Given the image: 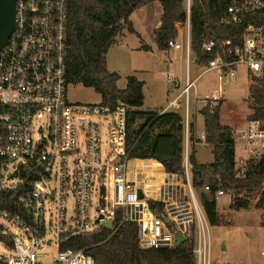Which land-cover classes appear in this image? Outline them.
Segmentation results:
<instances>
[{"label": "built area", "instance_id": "1", "mask_svg": "<svg viewBox=\"0 0 264 264\" xmlns=\"http://www.w3.org/2000/svg\"><path fill=\"white\" fill-rule=\"evenodd\" d=\"M226 1L222 22L245 24L241 40L207 42L204 50L212 58L205 72L231 80L241 68L261 76L264 0ZM67 19L68 0H16V28L0 51V241L8 250L0 254V264H42L38 253L52 246L58 253L46 264H97L84 250L61 247L70 237L100 232L109 221L112 234L124 223L137 224L143 249L173 247L179 234L191 241L195 264H216L210 223L192 185L189 162L190 98L199 79H192L189 70L190 21L184 86L168 75L170 87L181 91L161 112L180 110L184 97V171L167 174L159 185L152 171L129 168L126 104L69 101ZM169 48L183 45L174 40ZM210 101L219 105L221 92ZM231 137L235 146L242 145L244 155L236 157L234 169L237 178L245 179L248 162L264 157V121L247 119ZM201 192L216 202L226 195L220 184L214 190L206 183ZM151 201L163 204L162 216ZM259 207L264 218V201Z\"/></svg>", "mask_w": 264, "mask_h": 264}, {"label": "trees", "instance_id": "2", "mask_svg": "<svg viewBox=\"0 0 264 264\" xmlns=\"http://www.w3.org/2000/svg\"><path fill=\"white\" fill-rule=\"evenodd\" d=\"M157 2L162 7L161 25L155 30V42L159 50L169 49V42L177 40V25L191 26V50L199 62L207 64L212 55L204 45L213 40H232L239 43L244 25H225L228 2L226 0H68L67 79L68 84H81L93 88L101 96L102 103L115 107L118 103L129 108V136L131 160H156L167 174L182 175L184 171V119L179 113L142 110L144 82L136 76L127 77V87L118 88L120 75L108 69L107 55L125 30L137 34L131 15L148 3ZM247 19H250L247 16ZM149 51L150 47L144 46ZM249 108L253 111L247 119L264 121V73L251 75ZM221 104L213 106L207 101L201 110L205 121V142L211 147L214 162L200 164L196 149L189 156L192 185L201 189L206 183L214 190L220 184L225 193L235 194L232 208L246 209L250 200L261 194L264 201V157L248 162V176L237 178L234 169L236 151L233 140L227 141L231 128L222 126ZM195 126L190 125L191 141ZM220 180V181H219ZM203 208L211 226L217 224V202L211 196L201 194ZM150 207L160 216L163 204L151 201ZM264 226V222H262ZM172 228V226H169ZM12 245L11 242H8ZM62 249L84 250L95 257L97 264H195L193 245L190 240L173 247L140 246L139 227L124 223L116 234L103 228L96 234H82L68 238Z\"/></svg>", "mask_w": 264, "mask_h": 264}, {"label": "rangeland", "instance_id": "3", "mask_svg": "<svg viewBox=\"0 0 264 264\" xmlns=\"http://www.w3.org/2000/svg\"><path fill=\"white\" fill-rule=\"evenodd\" d=\"M160 8V10L158 9ZM188 7V1H187ZM162 8L159 3L154 2L136 12L133 16L135 24L139 30L143 32L146 39L152 40L151 28L160 23ZM186 27L182 28V34L178 32L177 39L184 42L186 36ZM130 40V44L137 41ZM186 39V38H185ZM118 48L113 47L109 51L110 63L119 60L117 56ZM169 63V56L167 54L156 53L155 55H140L133 54L129 59L131 74L140 72L142 78H146L151 82V88L156 87L159 93H165V90H172L168 83L167 66ZM113 64V62H112ZM145 70V71H143ZM144 72V73H143ZM239 76L231 79L229 82L225 81L228 102H225L222 110V117L224 121L232 124L233 127L244 129L246 126L247 116L251 114L249 108V86L252 84L250 74L244 69H239ZM68 99L74 104H99L102 99L101 96L95 92L93 88H87L81 84H69L67 88ZM165 97V94L163 95ZM207 102L199 101L198 107L206 106ZM191 111H194V106H191ZM235 130V129H234ZM190 134V154L191 148L194 146L191 142ZM194 137V135H193ZM105 136H103L104 140ZM198 159L201 163H207L212 160V152L205 146V143L198 144L195 147ZM184 150H185V136H184ZM244 155L242 145L237 142V156ZM146 165L150 171L159 174L161 169L153 166L149 161H135L132 160L129 164L130 169L141 168ZM196 193L201 198V189H196ZM235 194L229 192L217 202V224L210 225V232L213 241V258L216 264H264V222L263 214L258 205L259 194L252 197L249 207L246 209H234L232 203ZM49 228L51 226L49 225ZM15 232V229H11ZM54 231L50 233L49 237H54ZM58 249L55 246L46 247L44 251L38 253V259L42 264L48 263L52 258L56 257ZM0 254H8V250L4 248L0 241Z\"/></svg>", "mask_w": 264, "mask_h": 264}, {"label": "crops", "instance_id": "4", "mask_svg": "<svg viewBox=\"0 0 264 264\" xmlns=\"http://www.w3.org/2000/svg\"><path fill=\"white\" fill-rule=\"evenodd\" d=\"M152 3L154 2L148 3L143 8L150 6V4ZM158 9L160 10L159 7ZM139 10L140 9L136 10L130 17V21L132 22L134 29L136 30L138 35L130 34L127 30H125L123 35L118 38L117 43L113 46V47L118 48V53H117V56L119 57L118 62L112 61L113 64L112 62L110 63L109 54L107 55L108 69L111 72H116L120 75V80L117 83L118 88L123 90L127 87V77L132 75L130 64H129V59L131 58L133 54L155 55L156 53L167 54L169 56V63L167 66L166 75L168 73V75H171L173 78L180 80L182 83V86H184V82L186 79V68H187L186 67L187 66V52L185 48L186 47V39H185L186 36L184 38V42L182 40L180 42L177 39V42L183 45L182 49L176 50V49L169 48L168 50H165V51L159 50L155 42V30L159 28V26L161 25V20L159 24L154 25L151 28L152 40H149L148 42L145 34L139 30L138 26L135 24L134 20L132 19L133 16L136 14V12ZM162 16H163V10L160 16L161 19H162ZM186 25H182V24L177 25V29L180 32V34H182L183 32L182 28H185ZM186 30H187V27H186ZM134 36H136L137 41H135L134 44H130V40H135L133 39ZM144 46L150 47V50L149 51L143 50L142 47ZM189 70H190V76L192 77V79H197L199 77V79L197 80L195 89L192 90L191 98H190V125L193 124L195 126L194 137H193L194 146L191 148V151L193 148L196 147V145L205 143V146L209 148L212 152L211 147L205 142V121H204V116L201 113V110L204 108V105L200 108L197 105L199 101H202L205 104L207 101H210V98L216 92H221V101L219 102V104H221V108H220L221 124L222 126L230 127L231 133L234 131V129L235 130L238 129V128L233 127L231 123L224 121L222 117L223 116L222 115L223 105L225 102H228L226 98L227 89H226V85L224 81L226 80V78H221V76L216 71L205 72V63L199 62L197 59V55L192 50L189 56ZM141 75H145V74H141L140 72L134 73V76H136L139 81H142L145 84L144 89H143L144 105L142 107V110L159 111L161 113L166 108L168 103L172 99H174L181 91L179 89H172V90L167 89L165 90V93L161 94L159 93L156 87L151 88V82H148L146 78H142ZM238 76H239V73L237 74V77ZM226 81L229 82L230 79H227ZM164 94H165V97L163 96ZM184 104H185V100L183 97L180 101V105H181L180 110H170L169 112L179 113L183 117L184 116ZM192 105L194 106L193 112L191 111ZM252 113L253 111L251 112L250 115H252ZM238 130H242V129H238ZM190 134L191 132L189 131V137H190ZM189 142H190V139H189ZM235 147H236L235 148L236 157H238L237 156V145ZM189 150H190V147H189ZM196 157H197V161L200 164H205L199 161L198 156H197V151H196ZM140 161L152 162V164H154L153 166L161 169V172L159 174L154 173L152 171V173L154 174L156 178V184L160 185L165 179V177L167 176V173L165 172L164 167L160 163H158L156 160H140ZM213 162H214V156L212 157V160L210 162H207L206 164H211ZM140 167L142 169L149 170V168L146 165L141 164Z\"/></svg>", "mask_w": 264, "mask_h": 264}, {"label": "water", "instance_id": "5", "mask_svg": "<svg viewBox=\"0 0 264 264\" xmlns=\"http://www.w3.org/2000/svg\"><path fill=\"white\" fill-rule=\"evenodd\" d=\"M16 28V0H0V51L7 45L10 37ZM232 140L231 135L227 136V141ZM139 198L143 199L144 196L139 191ZM169 224L170 220H166ZM104 227L110 229L112 222L109 221L104 224ZM176 241L178 244L186 242V238L177 234Z\"/></svg>", "mask_w": 264, "mask_h": 264}]
</instances>
